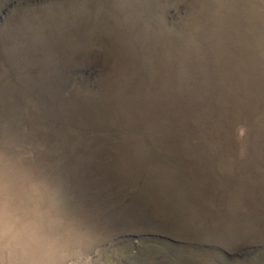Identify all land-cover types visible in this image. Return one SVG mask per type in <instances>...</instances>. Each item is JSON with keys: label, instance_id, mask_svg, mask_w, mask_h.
Listing matches in <instances>:
<instances>
[{"label": "rangeland", "instance_id": "obj_1", "mask_svg": "<svg viewBox=\"0 0 264 264\" xmlns=\"http://www.w3.org/2000/svg\"><path fill=\"white\" fill-rule=\"evenodd\" d=\"M0 264H264V0H0Z\"/></svg>", "mask_w": 264, "mask_h": 264}]
</instances>
